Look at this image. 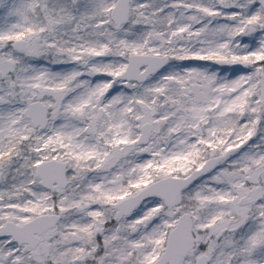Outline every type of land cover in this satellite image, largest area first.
<instances>
[{
    "label": "snow or ice",
    "instance_id": "1",
    "mask_svg": "<svg viewBox=\"0 0 264 264\" xmlns=\"http://www.w3.org/2000/svg\"><path fill=\"white\" fill-rule=\"evenodd\" d=\"M0 264H264V0H0Z\"/></svg>",
    "mask_w": 264,
    "mask_h": 264
}]
</instances>
